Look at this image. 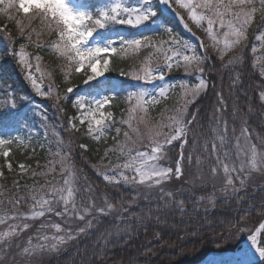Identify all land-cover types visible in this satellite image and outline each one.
<instances>
[{"label":"rangeland","instance_id":"rangeland-1","mask_svg":"<svg viewBox=\"0 0 264 264\" xmlns=\"http://www.w3.org/2000/svg\"><path fill=\"white\" fill-rule=\"evenodd\" d=\"M146 3V0H104L102 14L110 15L117 25L123 26V30H119V34L115 35L103 31L92 33L82 29L80 25L82 14L74 0H19L18 6L23 13L43 5L53 6L55 8L53 12L60 16L67 28L64 39L76 53L78 70L90 65L89 75L82 87L77 90V98L74 100L76 114L70 119V125L75 130L85 128L88 133L100 138L105 128L111 124L110 113L106 111L108 101L115 95L129 92L128 81L125 82L119 76L108 78L110 77L108 76L109 56L117 47L114 39L118 36H126L128 33L130 35L131 31L128 29L131 28L135 30L132 33L139 34L161 29L155 23L146 24L151 16V12L147 11ZM180 7L190 21L194 22L192 23L197 29H205L209 33L208 37L211 41H221L224 44L230 37L235 38L237 32L230 34L225 30L219 34L221 23L200 15L193 0H180ZM137 35L135 34L134 38H137ZM255 39L258 42L255 52L258 54L260 47L264 44V33L256 35ZM171 44L170 49L164 45V48L161 47V44L153 45L144 60L150 58L155 66L146 69L139 67V72L136 71L129 76V80L134 83L133 86L136 83L149 82L154 83V88L151 84V86L143 84L139 87L137 103L129 108L125 118L127 129L125 141H128L130 145L127 147L132 151L116 161L114 167L108 172L110 178L105 176V181L114 185L131 187L135 195L134 201L138 199L147 201L149 197H152L179 203L186 199L193 200L197 207L203 209H210L217 202L218 197L230 196L240 186H243L242 189L264 186V90L259 94L261 106L257 121L252 118L255 107L248 109L247 113L241 110L239 113L234 105L236 99L233 98L231 103L233 106L228 112L227 103L223 101L222 95H216V106L213 105L211 111H213L214 120L224 131V135L222 138L211 139L210 151H206L208 147L199 142L201 139L195 137L191 140V137L187 135L184 115L183 118L174 115L170 120V117L163 113L152 122L143 117L140 103L155 105L169 97L172 84H167L176 79L169 80L167 77L169 73L177 71L184 65V68L188 70L187 73L190 74V77L186 78L190 81V86L184 84L180 86L181 100H194L206 91L207 83L201 77L202 70L197 68L200 59L194 53V49L181 40ZM228 46H230L229 49L233 48V44ZM134 52L137 53V50ZM256 61L257 67H260L264 74L260 54ZM29 82L37 99L45 98L41 85L35 79ZM89 88H91L90 91L87 90ZM73 91L74 89L71 90ZM240 114L243 119L237 117ZM17 128L0 132V175L2 168H12L8 159L9 152L3 150L5 147L2 145L3 138H16L20 144L29 146L32 151L47 146V142L43 141L44 138H41L37 129ZM185 138L192 143L193 147L190 148L192 154L188 155L190 159L185 160L184 171L193 169V176L184 184L188 185V188L185 186L174 190L168 186V183L172 177L177 179L180 173L177 174L176 168L172 169V159L168 158L167 153L173 145L182 143L183 146ZM147 142L150 147L143 149ZM225 145L229 146L228 152L222 153L221 149L226 148ZM199 151L206 155L200 156L202 154H199ZM219 158H222L220 159L222 161L218 166L213 167L217 163L214 160ZM27 168L23 164L17 166L21 174H24ZM62 177L64 176L36 179L29 187L27 202L24 203L26 210L21 209V204L7 202L5 203L7 210H0V264H45L52 256L57 255L65 244L85 234L89 225L99 216L116 218L123 215L124 207L116 208L115 211L105 205L104 199L101 201L82 193L79 196L76 195L72 179ZM81 189L86 190L84 185ZM3 202L5 199L0 198V203ZM247 233L249 231L244 227L231 232V239L236 241L233 244L232 240L227 239L222 245L223 250L231 251L233 248H240L237 243L246 235L244 241L250 234Z\"/></svg>","mask_w":264,"mask_h":264},{"label":"trees","instance_id":"trees-1","mask_svg":"<svg viewBox=\"0 0 264 264\" xmlns=\"http://www.w3.org/2000/svg\"><path fill=\"white\" fill-rule=\"evenodd\" d=\"M0 28L12 40L14 51L18 44L26 48L30 60L37 64L34 70L37 68L45 88L51 90V101L47 108H41L43 114L40 119L41 126L55 144L48 152L31 153L29 150L13 149L11 158L14 170H2L0 198L10 203H15L19 197L27 199L29 187L36 179H49L53 174L67 175L72 171L80 182L78 187L86 181V187L94 197L96 194L113 207H124L122 218H101L92 224L84 241L47 264H189L221 246L227 235L238 227L253 228L264 219V188H249L232 199L219 200L208 210L196 207L193 201L185 200L181 209L167 200L151 197L147 201L138 200L132 204L128 189L106 184L100 178L114 160L122 156L118 155L122 145L128 144L123 137L125 130L117 132L125 106L119 101L112 107L115 125L101 144L91 141L82 131H71L67 124L70 106L59 98L65 94L68 86L79 85L82 78L74 73L67 61L66 49L59 40V24L56 26L41 12L25 16L14 8L0 7ZM173 29L178 31L176 26ZM209 55L212 62V69L208 73L211 89L184 111L186 120L192 118L194 110L200 114L189 129L194 136L198 132L205 136L208 133L204 126L208 128L207 116L216 102V92L231 90L232 81L235 80L233 75L237 74L239 78L237 92L244 91L249 96L258 80L246 63L243 67L240 62H236L237 68H233L226 60L219 62L218 56L210 51ZM5 57L0 63L1 102L8 99L10 93L19 96L24 91L22 79L25 71L8 63L9 58ZM134 59L112 57L111 71L131 68L135 64ZM237 97L242 100L243 95ZM247 102L243 103L244 110ZM54 105L58 108L50 111V108H55ZM179 106L177 101L173 104L169 102L163 112L173 117L183 110L178 109ZM4 108L0 106V109ZM152 113L155 116L157 111ZM158 114L156 117L162 116ZM173 153L177 155V148ZM17 164L29 167L27 173L18 174ZM175 185L180 186V182ZM0 206L3 204L0 203Z\"/></svg>","mask_w":264,"mask_h":264},{"label":"bare ground","instance_id":"bare-ground-1","mask_svg":"<svg viewBox=\"0 0 264 264\" xmlns=\"http://www.w3.org/2000/svg\"><path fill=\"white\" fill-rule=\"evenodd\" d=\"M3 208L5 209V204H3ZM263 229L264 225L258 228L251 237H249L244 243H242L241 247L236 251V253H210L204 260H202L198 264H246L248 261L256 260L261 253V251L257 247V239ZM228 239L232 240L231 237H229ZM235 241H233L232 243L234 244Z\"/></svg>","mask_w":264,"mask_h":264}]
</instances>
